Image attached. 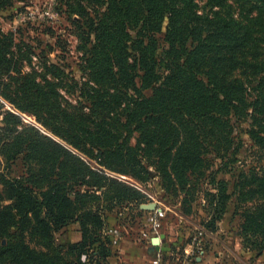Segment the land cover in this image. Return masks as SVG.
<instances>
[{
	"label": "trees",
	"instance_id": "trees-1",
	"mask_svg": "<svg viewBox=\"0 0 264 264\" xmlns=\"http://www.w3.org/2000/svg\"><path fill=\"white\" fill-rule=\"evenodd\" d=\"M58 10L77 39L80 77L43 56L26 70L32 46L0 32V97L12 107L1 113L0 164L20 169L0 173V264H63L25 232L48 247L74 219L82 240L71 264H110L95 208L146 198L113 174L158 178L185 213L203 195L212 231L233 204L261 255L264 0H58ZM242 133L256 163L237 169Z\"/></svg>",
	"mask_w": 264,
	"mask_h": 264
},
{
	"label": "rangeland",
	"instance_id": "rangeland-1",
	"mask_svg": "<svg viewBox=\"0 0 264 264\" xmlns=\"http://www.w3.org/2000/svg\"><path fill=\"white\" fill-rule=\"evenodd\" d=\"M67 23L58 10V0H12L8 8L0 9V32L13 34L14 44L31 45L33 48L31 61L27 62L26 70L31 69L30 65L40 69L43 56L49 64L69 65L67 71H72V74L80 77L81 72L78 68L81 53L76 51L75 36L65 29ZM58 39L64 42L65 49L57 45ZM13 49L17 50L15 46ZM7 108L12 107L0 97V124L3 118L1 113ZM21 115L25 122L35 124L32 117ZM240 140L243 146L239 152L240 160L236 163L237 169L256 163L252 141L244 133L241 134ZM11 171L10 173L4 164H0V173H9V175L20 173L17 166ZM113 176L141 189L146 198L138 204H116L111 210L95 208L96 213H100L104 221L101 233L111 243L109 246L112 253L108 258L110 264H134L137 253L149 264H197L198 257L208 254L215 256L217 253L221 257L220 264H246L248 260L264 255V251L261 255L256 254L251 250V245L246 244L240 234L241 216L235 213L233 204L217 223V229L212 231L204 225L209 217L204 209L206 201L203 195L195 200L192 211L185 213L181 198L165 194L158 178L151 179L147 184H139L134 183L135 181L128 176L115 174ZM221 177L231 181L233 178L230 173L221 174ZM208 186L210 185L204 184L203 188ZM98 194L102 195L101 192ZM9 203L10 201L3 204ZM99 203L106 204L103 200ZM150 203L155 204L154 210L141 207L142 204ZM141 209L144 211L141 212ZM18 227L23 231L22 224ZM81 229L79 221L72 220L69 225L54 232L53 242L48 247L43 245L37 234L29 230L25 232V237L31 248L49 252L63 264H71L78 260L79 251L75 247L82 240ZM161 234H164L165 238L160 250L155 255L150 254L149 251L146 253L151 237ZM167 238L169 244L162 251V244ZM187 247L192 250L188 252ZM247 253L251 255L249 258L246 256ZM60 256L63 259H59Z\"/></svg>",
	"mask_w": 264,
	"mask_h": 264
},
{
	"label": "crops",
	"instance_id": "crops-1",
	"mask_svg": "<svg viewBox=\"0 0 264 264\" xmlns=\"http://www.w3.org/2000/svg\"><path fill=\"white\" fill-rule=\"evenodd\" d=\"M168 237V236H167ZM152 238V237H151ZM168 238H167V240H165L164 242H163V244H162V247H161V249H162V251L164 250V249H166V246L169 244L168 243ZM150 245H151V243H150ZM149 245V246H150ZM149 246H147L146 247V253H148V248H149ZM188 246H191V245H188ZM186 250L188 251V252H190V250H192L190 247H187L186 248ZM137 252V251H136ZM140 253H141V251H140ZM246 256L249 258V256H251V255H249L248 253L246 254ZM246 257V258H247ZM134 259H136V262H134V264H149V262H144V258L143 257H141L140 255H139V253H137V255L134 257ZM220 260H221V257H219L218 256V253L215 255V256H213V255H206V256H204V257H198L197 258V264H220ZM222 263V262H221ZM264 264V255L263 256H261V257H255L254 259H252V260H248V262L246 263V264ZM151 264V263H150Z\"/></svg>",
	"mask_w": 264,
	"mask_h": 264
},
{
	"label": "water",
	"instance_id": "water-1",
	"mask_svg": "<svg viewBox=\"0 0 264 264\" xmlns=\"http://www.w3.org/2000/svg\"><path fill=\"white\" fill-rule=\"evenodd\" d=\"M141 207L143 209L154 210L156 206L155 204L150 203V204H142ZM164 238H165L164 234H161L160 236H153L151 238V245L148 249L150 254L155 255L156 252L160 250V246Z\"/></svg>",
	"mask_w": 264,
	"mask_h": 264
}]
</instances>
